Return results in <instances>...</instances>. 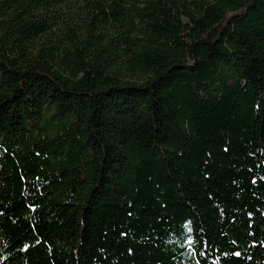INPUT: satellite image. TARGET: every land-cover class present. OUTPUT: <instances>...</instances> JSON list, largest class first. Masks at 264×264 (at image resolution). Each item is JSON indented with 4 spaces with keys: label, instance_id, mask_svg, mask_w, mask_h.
I'll return each mask as SVG.
<instances>
[{
    "label": "trees",
    "instance_id": "trees-1",
    "mask_svg": "<svg viewBox=\"0 0 264 264\" xmlns=\"http://www.w3.org/2000/svg\"><path fill=\"white\" fill-rule=\"evenodd\" d=\"M68 4L0 0V264H264V0Z\"/></svg>",
    "mask_w": 264,
    "mask_h": 264
},
{
    "label": "rangeland",
    "instance_id": "rangeland-1",
    "mask_svg": "<svg viewBox=\"0 0 264 264\" xmlns=\"http://www.w3.org/2000/svg\"><path fill=\"white\" fill-rule=\"evenodd\" d=\"M71 4L63 6L61 11V19L58 25L54 28L55 35L63 37L67 32V26L84 27L86 20V8L85 6L87 0H70ZM63 21V22H62ZM52 38V36H51ZM46 39V37H44Z\"/></svg>",
    "mask_w": 264,
    "mask_h": 264
}]
</instances>
